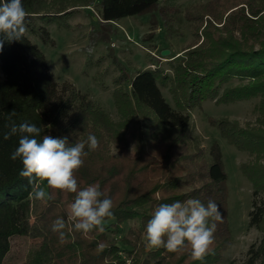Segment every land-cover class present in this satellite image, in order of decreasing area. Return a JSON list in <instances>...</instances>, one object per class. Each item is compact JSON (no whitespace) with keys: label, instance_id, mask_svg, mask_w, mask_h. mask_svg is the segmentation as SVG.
Returning <instances> with one entry per match:
<instances>
[{"label":"trees","instance_id":"trees-1","mask_svg":"<svg viewBox=\"0 0 264 264\" xmlns=\"http://www.w3.org/2000/svg\"><path fill=\"white\" fill-rule=\"evenodd\" d=\"M161 1L99 0L96 16L102 31L123 17L155 9L166 24L175 8L169 4L160 6ZM93 2L88 0L82 5ZM22 3L29 13L26 26L36 17H46L45 22L52 23L51 16L66 13L62 7L54 15L46 13L47 0ZM185 16L193 22L191 34L195 42L172 66L174 75L170 80L160 68L144 69L128 77L117 64L120 73L115 81L119 87L113 92V99L122 118L118 123L87 93L68 82L58 84L43 52L26 35L20 41L4 44L0 52V264L13 237L36 241L27 252L29 264H116L117 260L124 263L118 255L122 252L130 257L131 264L221 263L223 251L231 243L222 155L216 141L207 153L203 147L192 146L187 139L189 117L185 112L206 98L227 104L254 97H260L257 125L240 127L228 119L210 122L226 142L253 156L240 164V169L252 188L248 224L261 233V238L255 249H248L250 256L243 263L228 264H254L257 260L264 263V0H208L198 14ZM35 32L41 43L54 45L46 27L39 26ZM233 79L239 83L222 87ZM167 81L175 108L160 91L159 86ZM13 110L17 124L28 121L40 129V141L44 135L66 136L70 143L86 142L89 135L97 137L99 148L89 151L86 144L88 155L76 179L81 189L98 184L113 201V217L106 219L104 231L94 230L85 236L74 230V222L68 220L73 193L46 186L53 198L47 203L34 198L38 182L30 185L28 178L19 175L21 161L10 158L18 147L19 136L3 138L8 131L7 117ZM131 120L136 123L135 158L110 155L108 144L120 146L124 141L121 126H127ZM255 196H260L258 203ZM192 198L205 205L214 201L222 216L221 221L215 222L214 243L203 259L194 260L190 246L179 253L147 248L145 228L155 208L161 203ZM57 218L67 223L63 243L58 233L51 230ZM129 221L132 225L122 231L120 226ZM108 234L120 235L118 241ZM100 244L104 245L102 249Z\"/></svg>","mask_w":264,"mask_h":264},{"label":"rangeland","instance_id":"rangeland-1","mask_svg":"<svg viewBox=\"0 0 264 264\" xmlns=\"http://www.w3.org/2000/svg\"><path fill=\"white\" fill-rule=\"evenodd\" d=\"M87 1L47 0L44 10L46 13L52 15L60 7L66 8V13L58 17L51 16L54 19L52 23L45 22L46 17H36L33 23L27 26L28 31L25 35L43 52L49 71L58 84L68 82L77 90L87 93L106 111L113 122L118 123L122 118L113 99V92L119 87V83L115 81L120 73L117 64L128 77L144 69L160 68L170 80L174 75L172 66L185 56L187 49L195 42L191 34L193 22L188 21L185 15L198 14L200 6L208 0H163L159 3L160 6L169 4L175 8L166 24L160 17L158 9H155L111 22L107 25L106 31L101 30L96 16L99 0H94L93 4L88 6L82 5ZM39 26L48 29L54 42L53 46L40 42L35 32ZM162 50H168V55L161 56ZM168 82L164 86H159L160 91L165 101L175 108L170 91L171 85ZM238 83L237 79H233L222 87L235 86ZM122 87L128 91L125 84H122ZM259 104L260 97L227 104L206 98L185 112L189 117L187 139L192 146L203 147L207 153L210 144L216 141L222 155L223 170L226 174V209L231 243L223 251V260L219 264H228L230 261L243 263L250 256L247 255L248 249L250 247L255 249L258 245L261 233L248 224L253 199L252 188L240 169V164L249 161L253 156L226 142L210 121L228 119L236 121L240 127L255 126L259 122L257 111ZM135 124V121L131 120L127 126H121L124 141L120 146L108 144L110 155L135 158ZM39 188L46 191V183L38 182L36 189ZM255 201L258 203L260 196H255ZM30 222H33V216L30 217ZM131 225V221L126 222L120 229L125 232ZM108 235L115 241H118L120 236ZM35 243V240L25 237L11 238L10 250L3 264H29L27 252ZM118 255L124 263L117 260L116 264H131L127 254L122 252ZM254 264L261 263L257 260Z\"/></svg>","mask_w":264,"mask_h":264},{"label":"clouds","instance_id":"clouds-1","mask_svg":"<svg viewBox=\"0 0 264 264\" xmlns=\"http://www.w3.org/2000/svg\"><path fill=\"white\" fill-rule=\"evenodd\" d=\"M22 0H0V52L4 44L20 41L28 29ZM15 110L7 117V132L4 139L19 136L18 147L11 154V159L22 163L21 177L29 179V184L44 182L48 189L75 194L70 204L68 220L74 222L73 228L85 236L94 230L104 231L106 219L113 217V201L101 191L98 184L80 188L76 173L84 165L87 144L89 151L99 148V140L89 135L86 142L70 143L68 137L54 138L44 135L42 141L37 137L40 129L28 121L17 124L13 117ZM36 200L47 203L53 197L43 188L34 190ZM222 216L219 206L212 200L207 205L199 199L161 203L153 211L145 228L146 247L165 248L172 253H179L186 247L191 248L194 260H202L214 243V233ZM210 221H214L210 223ZM67 223L57 218L51 230L58 233L63 243L66 239ZM73 229H69L72 231ZM103 248L104 245H98Z\"/></svg>","mask_w":264,"mask_h":264},{"label":"water","instance_id":"water-1","mask_svg":"<svg viewBox=\"0 0 264 264\" xmlns=\"http://www.w3.org/2000/svg\"><path fill=\"white\" fill-rule=\"evenodd\" d=\"M168 53H169L168 50H162L161 53H160V55L161 56H166V55H168Z\"/></svg>","mask_w":264,"mask_h":264}]
</instances>
